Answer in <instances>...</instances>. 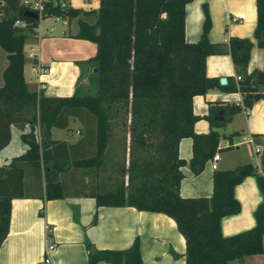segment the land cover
<instances>
[{
	"label": "trees",
	"instance_id": "trees-1",
	"mask_svg": "<svg viewBox=\"0 0 264 264\" xmlns=\"http://www.w3.org/2000/svg\"><path fill=\"white\" fill-rule=\"evenodd\" d=\"M187 1L98 0L95 10L84 12L92 13L93 20L77 18L72 34L95 44L94 54L86 59L90 88L82 91L77 86L70 95L48 96L29 89L24 81L23 44L39 18H71L79 10L62 0H45L38 15L22 0H0V49L6 60L0 84V148L9 140L10 124L28 125L19 134L26 149L0 164V242L7 232L12 198L83 195L92 197L95 206H132L172 218L184 240L183 264H228L230 259L262 252L264 173L257 174L254 165L214 169L208 196H182L178 187L184 163L196 174L214 152L225 148L218 146L220 134L214 128L195 132L192 127L197 116L191 97L220 86L217 77L205 74V56L228 53L240 75L235 83L222 86L241 94V106L217 107L223 121L254 100L257 75L261 79L262 72L246 71V63L253 43L264 49V0H255L253 40L228 36L225 42L208 40L205 2L199 38L184 39ZM92 66L97 67L95 72ZM209 113L205 116L216 126ZM70 116L80 123L81 135L73 142L52 139L51 127L68 130ZM116 127L122 130L120 158L110 152ZM184 136L191 139L187 160L177 153L178 140ZM248 174H255L261 195L252 210L254 223L222 235L220 217L239 208L233 186ZM84 247L86 264L98 260L141 264L136 238L125 249H96L87 241Z\"/></svg>",
	"mask_w": 264,
	"mask_h": 264
},
{
	"label": "crops",
	"instance_id": "crops-1",
	"mask_svg": "<svg viewBox=\"0 0 264 264\" xmlns=\"http://www.w3.org/2000/svg\"><path fill=\"white\" fill-rule=\"evenodd\" d=\"M61 1V0H60ZM205 2L210 26L206 36L211 42H225L228 36L248 37L253 40L255 24V0H188L184 4L183 33L186 41H196L201 32ZM64 5L77 8L71 18L46 16L39 18L33 32L27 34L23 44L25 61L23 78L29 89L40 90L43 95H70L80 82L86 81L90 69L86 59L95 52L94 42L74 37L77 18L93 20L98 0H62ZM235 17V20H232ZM264 39V28L261 31ZM6 60L0 49L1 70ZM26 66L28 75L26 79ZM44 69L36 73L37 67ZM259 70L263 89L254 91V100L246 110L240 108L223 121L220 108L223 104L241 106L239 91L226 90L223 85L236 82L235 67L228 53L207 54L204 72L208 76L224 77L219 87L206 90L191 97V108L197 117L193 122L195 132L214 128L219 134L216 167L209 159L202 169L193 174L187 163L180 170L179 193L182 196H208L211 193V174L214 169L232 168L243 163L255 166L257 174L264 173V49L254 43L250 48L246 71ZM257 85V83H256ZM262 92V95L259 93ZM217 109L210 112L209 107ZM210 113H209V112ZM217 123L211 126L205 116ZM73 123L78 137L81 125L74 117H68V127ZM50 129V137L52 134ZM28 125H9V140L0 148V164H5L26 149L19 134L27 131ZM39 130L37 127L35 131ZM71 131V130H70ZM71 133V132H70ZM230 134V137L224 135ZM77 137V138H78ZM249 137L251 142H245ZM76 138V139H77ZM73 142L76 139L52 138ZM231 143V144H229ZM226 147V145H228ZM257 148V151H254ZM178 156L187 160L191 154V139L181 137L177 144ZM238 201V211L224 214L219 219L222 235L244 230L253 225L252 210L260 201L255 174L245 175L232 189ZM95 216V218H94ZM46 238L53 244L43 261ZM136 238L141 264H183L184 240L172 218L162 212L138 210L132 206H95L90 196L68 195L44 199L37 196L14 197L10 200L7 232L0 242V264H86L84 242L96 249H125ZM262 252L230 259L228 264H264V233L261 235ZM96 264H110L98 260Z\"/></svg>",
	"mask_w": 264,
	"mask_h": 264
},
{
	"label": "rangeland",
	"instance_id": "rangeland-1",
	"mask_svg": "<svg viewBox=\"0 0 264 264\" xmlns=\"http://www.w3.org/2000/svg\"><path fill=\"white\" fill-rule=\"evenodd\" d=\"M26 79H28L30 76L28 75V67L26 66ZM89 74V70L86 72V78L87 75ZM79 90H85L87 88H90V85L85 81V82H80L78 84ZM70 127L68 130L64 129V128H58V127H54L52 128V134H51V138H67V139H76L78 137L77 133L75 132V128L76 126L73 123L69 124ZM82 129V127H81ZM71 130V131H70ZM39 130H36V137L39 136ZM71 132V133H70ZM122 134V130L119 127L114 128V133H113V137L112 140L110 142V152L111 154H114L115 158H120V150H121V146L119 143V138Z\"/></svg>",
	"mask_w": 264,
	"mask_h": 264
},
{
	"label": "built area",
	"instance_id": "built-area-1",
	"mask_svg": "<svg viewBox=\"0 0 264 264\" xmlns=\"http://www.w3.org/2000/svg\"><path fill=\"white\" fill-rule=\"evenodd\" d=\"M45 0H22V2L26 5H28L29 7H31L32 9H36L37 11V14L39 15V13L41 12V10L43 9V3H44ZM236 18L235 17H232V20H235ZM15 23H19V24H22L21 21H15ZM44 71L43 68H41L40 66L36 68L35 72L36 73H42ZM235 78L236 79H239L240 78V75L239 74H236L235 75ZM244 110L247 109V107H243ZM38 138V137H36ZM245 142H251V139L249 137H247L245 139ZM231 144V143H229ZM254 151H257V148H254ZM218 158V152H214L212 154V156L209 158V162H210V166L212 168H215L216 167V159ZM53 248V244L50 242V240L48 238H46V243L44 245V257H43V261L44 262H47L49 260L48 258V254L49 252L52 250Z\"/></svg>",
	"mask_w": 264,
	"mask_h": 264
},
{
	"label": "water",
	"instance_id": "water-1",
	"mask_svg": "<svg viewBox=\"0 0 264 264\" xmlns=\"http://www.w3.org/2000/svg\"><path fill=\"white\" fill-rule=\"evenodd\" d=\"M96 70H97V67H96V66H92V67H91V71H92V72H95ZM224 80H225L224 77H219V78H218V82H219L220 84L223 83ZM256 83H257V90H258V91H261V90L263 89V86H262V80L259 78V74L257 75ZM254 96H255V97H258V94H255Z\"/></svg>",
	"mask_w": 264,
	"mask_h": 264
}]
</instances>
